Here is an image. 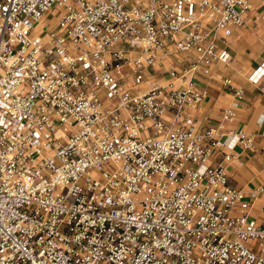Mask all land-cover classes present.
<instances>
[{
	"label": "built area",
	"instance_id": "1",
	"mask_svg": "<svg viewBox=\"0 0 264 264\" xmlns=\"http://www.w3.org/2000/svg\"><path fill=\"white\" fill-rule=\"evenodd\" d=\"M251 6L0 0V264H264V182L226 165L254 136L192 113Z\"/></svg>",
	"mask_w": 264,
	"mask_h": 264
},
{
	"label": "crops",
	"instance_id": "2",
	"mask_svg": "<svg viewBox=\"0 0 264 264\" xmlns=\"http://www.w3.org/2000/svg\"><path fill=\"white\" fill-rule=\"evenodd\" d=\"M251 9L242 27H232L229 32L217 33L218 49H227L231 61L227 64L214 63L209 74L199 73L195 81L206 91L207 96L199 108L193 110L197 127H211L223 124L220 132L243 131L254 136V146H236L230 151L234 159L227 162L230 184L250 193L264 182V85L251 77L264 66V0H250ZM230 78L233 85L243 88L238 97L235 91L225 85ZM233 108L235 118L222 121L224 111ZM223 160L216 150L211 164ZM257 201V207L261 205Z\"/></svg>",
	"mask_w": 264,
	"mask_h": 264
},
{
	"label": "rangeland",
	"instance_id": "3",
	"mask_svg": "<svg viewBox=\"0 0 264 264\" xmlns=\"http://www.w3.org/2000/svg\"><path fill=\"white\" fill-rule=\"evenodd\" d=\"M56 17V16H55Z\"/></svg>",
	"mask_w": 264,
	"mask_h": 264
}]
</instances>
